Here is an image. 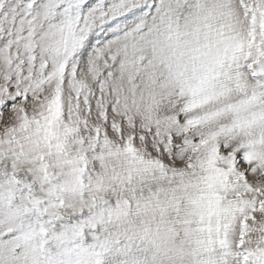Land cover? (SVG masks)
Wrapping results in <instances>:
<instances>
[{
	"label": "snow or ice",
	"instance_id": "obj_1",
	"mask_svg": "<svg viewBox=\"0 0 264 264\" xmlns=\"http://www.w3.org/2000/svg\"><path fill=\"white\" fill-rule=\"evenodd\" d=\"M0 264H264V0H0Z\"/></svg>",
	"mask_w": 264,
	"mask_h": 264
}]
</instances>
